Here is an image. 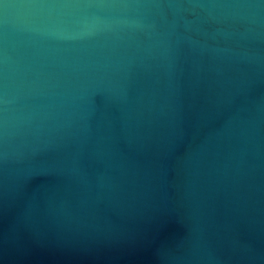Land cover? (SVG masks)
Listing matches in <instances>:
<instances>
[{
  "label": "water",
  "instance_id": "obj_1",
  "mask_svg": "<svg viewBox=\"0 0 264 264\" xmlns=\"http://www.w3.org/2000/svg\"><path fill=\"white\" fill-rule=\"evenodd\" d=\"M0 264H264V0H0Z\"/></svg>",
  "mask_w": 264,
  "mask_h": 264
}]
</instances>
